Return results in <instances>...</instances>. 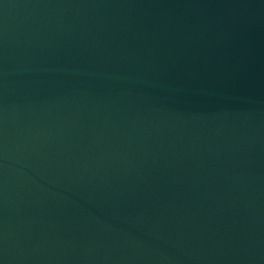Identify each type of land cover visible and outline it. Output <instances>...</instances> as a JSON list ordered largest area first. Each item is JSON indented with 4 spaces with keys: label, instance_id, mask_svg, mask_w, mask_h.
<instances>
[{
    "label": "water",
    "instance_id": "1",
    "mask_svg": "<svg viewBox=\"0 0 264 264\" xmlns=\"http://www.w3.org/2000/svg\"><path fill=\"white\" fill-rule=\"evenodd\" d=\"M0 264H264V0H0Z\"/></svg>",
    "mask_w": 264,
    "mask_h": 264
}]
</instances>
